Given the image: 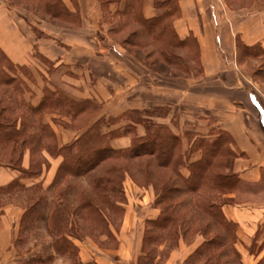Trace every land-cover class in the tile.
Here are the masks:
<instances>
[{"label":"trees","instance_id":"trees-1","mask_svg":"<svg viewBox=\"0 0 264 264\" xmlns=\"http://www.w3.org/2000/svg\"><path fill=\"white\" fill-rule=\"evenodd\" d=\"M41 2V9L55 20L71 22L80 18L62 0ZM99 2L105 19H110L111 34L137 26L133 32L135 44L129 43L137 51L149 48L142 47L146 45L143 38L162 59L168 62L175 58L178 63V51L188 49L189 40L196 39H182L175 29L180 0H155L159 15L151 19L143 15L144 0H126L114 14L110 5L122 0ZM32 32L36 34L34 29ZM238 44L245 52L261 47H247L239 40ZM131 48L130 55L145 65L144 58ZM34 49L37 64L45 69H39L42 74L38 77L33 71L39 66L14 63L0 46V167L20 174L10 184L0 186V218L6 198L25 194L29 203L20 232L45 225L52 237L48 249L76 257L79 250L75 241L84 237L105 235L118 241L113 227L125 212L124 182L130 176L139 186L153 188L156 193L155 202L161 212L157 219L148 221L153 228L174 239L180 237V231H192L194 227L207 237L214 234L205 238L189 264H244L236 248L238 223L224 212L225 206L236 202L233 195L240 185L234 171L237 154L232 135L210 125L205 134L190 131L180 125L182 116L176 113L169 124L158 122L170 115L172 106H159L145 113L126 111L119 117L100 116L103 103L74 100L53 85L54 62L38 53L37 44ZM123 136L131 137L130 147L113 148L111 142ZM27 153L29 165L25 167ZM50 159L61 162L49 186L23 182L43 178L51 169ZM144 160L149 165L146 169ZM260 236L256 234L255 243ZM158 240L155 232L147 231L145 244L152 247ZM258 250L264 251V242ZM224 253L232 255V261ZM34 259L43 263L42 258L29 256L21 264H32ZM259 264H264V258Z\"/></svg>","mask_w":264,"mask_h":264},{"label":"crops","instance_id":"crops-1","mask_svg":"<svg viewBox=\"0 0 264 264\" xmlns=\"http://www.w3.org/2000/svg\"><path fill=\"white\" fill-rule=\"evenodd\" d=\"M62 1L71 13H79V21L82 19L83 23L82 28L99 27L101 19L99 0ZM154 1L144 0L143 2V15L146 19L159 15V11L154 6ZM125 2L126 0H122L120 4L112 3L110 12L114 14L119 8L124 7ZM12 13L0 0V46L14 63L20 65L34 64L45 72L42 66L35 62L37 59L34 60L32 55L36 52H34L36 44L34 37L36 36L31 30L30 32L25 30L23 27L25 20L20 18L18 21ZM175 29L182 39L189 36L198 39L206 74L217 76L223 70L228 71L233 67L237 68L231 59L237 54V38L247 47L259 44L264 49V1L254 0L249 8L232 10L228 7L226 0H180V16L175 20ZM84 33L87 34L85 31ZM53 37L60 39V44L44 38L38 42L37 50L39 54L55 64V72L51 77L53 85L61 88L74 100L89 99L103 103L104 108L100 116L119 117L126 111L137 110L145 113L159 106H172L174 103L176 107L177 103H185L186 114H184V118H181L180 125L182 127L185 125L186 129L190 131L205 134L212 120L216 121L215 126L232 135L233 149L237 154L234 171L240 179V185L233 197L239 201L248 198L264 199V107L257 95L247 91L240 80L237 83L238 86L234 84L229 86L225 79L214 78V82H219L223 88L235 89L238 87L247 95L251 105L258 112L257 122L249 114L239 112L225 114L221 110L217 112V110L210 109L209 101H205L204 98L192 99L191 97L190 100L188 93L182 96L174 90L157 87L152 81L150 82L151 76L142 69L141 65L127 61L125 56L122 59L125 62L122 61V63L111 57L113 49L115 55L124 52L119 47L112 49L95 43L92 46L93 43L90 41L88 43L83 40L80 41L76 33L67 37L52 33L51 38ZM80 38L82 39V36ZM226 68L229 69L226 70ZM140 69L145 73H140ZM174 116L175 113L170 112L166 119L158 120V122L169 124ZM61 134L64 135L62 132ZM68 135L70 134H65V138ZM68 139L65 140L68 141ZM131 142V137L123 136L114 139L111 146L115 149H126L130 147ZM28 159V157L24 159L25 167L29 165ZM50 162L52 167L43 178L33 181L24 180L23 182L31 186L43 182L45 187L49 186L54 180L61 160L50 159ZM19 176L20 174L17 172L0 167V186L10 184ZM129 183L131 182L127 180L132 195L130 196L128 191L126 192L131 203L137 200L133 194L138 192L142 194L144 201L141 200L140 202L150 206L154 200L153 189H140L135 187L133 183H131L133 184L132 187ZM244 205L248 206V209L240 212L231 206L227 207V210L225 209V212L231 211L230 217L228 215L227 217L240 226L239 245L243 249L245 248L243 244H252L255 233L261 225L259 220H264V202L256 205L244 203ZM148 206L146 207L148 210L146 220H155L160 211L155 208L151 210ZM22 215L14 214L19 220ZM144 227L143 223L131 221L125 230L134 233V236L138 237L139 240L144 235ZM120 241L124 244L122 239ZM10 243V241L7 242L6 248L9 247ZM198 246L199 244L191 247L181 245L179 252L172 254L166 264H182ZM261 256H252L244 249L243 260L245 264H256ZM3 257L0 256V262L3 261Z\"/></svg>","mask_w":264,"mask_h":264},{"label":"rangeland","instance_id":"rangeland-1","mask_svg":"<svg viewBox=\"0 0 264 264\" xmlns=\"http://www.w3.org/2000/svg\"><path fill=\"white\" fill-rule=\"evenodd\" d=\"M1 1L6 5L7 8H9V11L13 12L12 14L14 18L17 17L18 21L20 18L25 20L23 27L26 31L30 32V30L32 31L34 29L36 33L34 34L36 36L34 38L37 46L38 42L44 38L60 44V39H55L56 37L51 38L52 33L61 34L62 36L65 35V37L72 36L73 33H76V35L79 36L80 41L83 40L87 43L90 41L93 43L92 46L97 44L111 47L112 49L115 47L121 48L124 51L123 53L119 52L116 53L117 55H115V50L113 49L112 51L114 53L111 52V57L115 60H119V62L122 63V61L125 62L122 60L125 56L127 61H133L141 65L143 67L142 69L151 76L150 82L152 81V83H154L157 87H162L172 91L174 90L178 92V95L182 94V96L185 93H188L190 94V97L187 95L188 99L191 97L192 99L200 97L204 98L205 101H209L210 109L217 110V112H219L218 110H221L225 114H233V112L249 114V116H252V118H254L257 122L258 112L253 107V105H251L247 95L243 93V91L238 87L235 89L223 88L220 86L221 84L219 82H214V78L218 77L225 79L227 81L226 84H229V86L233 84L238 86L237 83L240 80L241 84L244 85L247 91L257 95L261 101L260 103L264 107V49L262 47L245 52L244 47L239 48L238 40L241 43L242 41L237 38V54L236 57H231V59L237 65V68L233 67L231 70L226 68L228 71L223 70L220 75L208 76L205 72L198 39L189 40L187 43L188 49L178 51V55L181 57L178 63L175 58H173V61L167 62L165 59H162L159 54H157L158 52L154 49L155 47L143 38L142 43L146 45L141 46L143 48H149L138 49L137 51L133 45L130 46V44H135L133 32H136L137 30L136 25V27L132 26L122 32H119L118 34H111L109 32L110 19H105L102 9L100 14L101 19L98 25L100 28L98 27V29L97 27L90 26V28L86 29L85 27L82 28L83 23L82 19L79 21L80 18H77L79 22H75L77 19H72L70 20L71 22L53 19L47 13H45V10L41 9L43 8L41 0H12L15 1V4H13L11 0ZM226 2L228 7L232 10H243L249 8L253 4L254 0H226ZM84 31L87 32V34H85ZM80 36H82V39ZM83 37H85L86 40H84L85 38L83 39ZM130 47H132V51L135 52L136 50L137 55L144 58L145 65H142L130 55L128 49ZM32 55L34 56L35 60L36 54ZM35 62L38 63V61ZM171 62L173 64H171ZM42 68L44 69V67ZM143 70L140 69L139 72L145 73ZM34 72H36L38 77V73H40L39 68H36L33 73ZM172 104V112L176 114H182L181 118H184V114H186L185 103H177L176 107L174 106V103ZM215 124L216 121L211 120L209 124L210 128L214 127ZM214 128L220 129L217 126ZM27 157H30L29 153L25 155V159ZM146 160H144V162L142 161V165L145 169L149 167ZM166 174V176H170L169 171H166ZM141 177L142 175H140L138 178L141 179ZM127 180L128 182L133 183L135 187L145 189L141 187V185L139 186L136 184L130 176H127L124 182V189L126 193V204L124 206L125 212L123 216L116 220V224L113 227V232L115 233L118 241H111L105 235L84 237L81 240L75 241V244L79 250V253L76 257L58 255L48 249L52 237L45 229V225L39 228H31L28 232L22 234V232H20V224L23 216L22 214H24L29 203L27 197L25 194H17L14 197L6 198L3 201V215L0 218V256H4L3 261L0 262V264H21L25 262L29 256H38V258H42V264H166L171 258L172 254L179 252L181 245L191 247L193 245L199 244V246L196 248L197 250L204 242H206L205 238H210L214 235L211 234L207 237L202 234L204 233L203 231H195L194 227L192 231H180V237L178 236V238L176 237V239H174L171 234H167L163 230H156L148 223L150 220H146L148 217V210L146 207L148 205H144L140 202L141 200L144 202L142 194L134 192L133 195L137 200L134 203H131L126 192L128 191L130 196L132 195V192L127 185ZM133 184H131L132 187ZM146 189L153 188L149 187ZM145 196L147 195L145 194ZM234 199L236 202L230 206L239 212L243 211L244 209H248V206L244 205V203L256 205L264 202V199L257 200L248 198L249 200L242 199L241 201L236 198ZM155 201L156 193L154 191V200L148 207L151 210L155 208L161 212V207L157 205ZM227 207L229 206L224 207V212ZM15 213L22 215L20 220L14 216ZM225 215H231V211L225 212ZM131 221H136L137 223L141 224L143 223L145 226L144 235L139 240L138 237L134 236V233L125 230ZM259 222H261V225L259 224L260 226L258 231L255 233V236L257 233H261V236L257 241L258 243H255L254 237L251 245L243 244L245 251L250 253L252 256L257 257L262 255L256 264H259L264 258V251L259 252L260 250H258L260 245L264 242V220H259ZM201 224H197V227H201ZM239 228L240 226L238 224V236L240 230ZM185 230H188V228ZM147 231L155 232L159 237V240L152 247L148 246L147 243L145 244V236ZM214 232L217 233L218 229L215 228ZM121 239L123 240L124 244L121 243ZM8 240L11 243L9 247L6 248V244L9 242ZM236 248L241 255V260L245 264L243 260V247L238 243ZM123 249L124 251H127L124 252L122 251ZM196 250L182 264H189L188 262L191 261V258H193V254L196 252ZM148 253H151V255ZM223 255L226 256L228 260L232 261V255H230V257H228L226 253ZM34 261L35 262L32 264H41L36 263V259H34ZM197 264H204V262H198Z\"/></svg>","mask_w":264,"mask_h":264}]
</instances>
